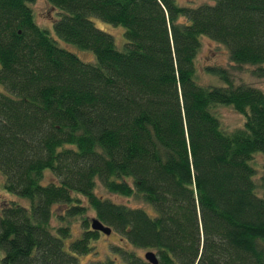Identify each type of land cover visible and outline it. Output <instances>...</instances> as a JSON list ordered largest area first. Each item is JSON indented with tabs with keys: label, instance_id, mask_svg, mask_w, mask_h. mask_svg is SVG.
I'll return each mask as SVG.
<instances>
[{
	"label": "trees",
	"instance_id": "16d2710c",
	"mask_svg": "<svg viewBox=\"0 0 264 264\" xmlns=\"http://www.w3.org/2000/svg\"><path fill=\"white\" fill-rule=\"evenodd\" d=\"M30 1L0 0V264H81L93 217L120 237L91 264H264V88L231 70L264 76V0H47L53 29ZM204 36L223 85L198 81Z\"/></svg>",
	"mask_w": 264,
	"mask_h": 264
},
{
	"label": "rangeland",
	"instance_id": "374dc122",
	"mask_svg": "<svg viewBox=\"0 0 264 264\" xmlns=\"http://www.w3.org/2000/svg\"><path fill=\"white\" fill-rule=\"evenodd\" d=\"M180 4H187L196 6L202 2L210 0H177ZM30 3L33 6V9L36 13V19L41 25L49 26L53 29V17L59 13L58 9L50 8L47 0H31ZM96 23L99 27L107 30L115 37L116 44L119 48H123L126 42L125 36V26L116 25L111 22L104 21L102 19L96 18ZM70 48L76 49L73 45L66 44ZM80 54L84 58H93L91 52L80 51ZM229 53L225 46L218 44L212 38L204 36L202 39V47L198 56V66H199V78L198 81L203 84H216L223 85L225 84L218 76H212L205 69L206 64L218 63L225 66H228L230 63ZM256 68L254 65L243 64L241 66L235 65L232 70L234 73L235 79L238 81H247L248 83L264 88V76L257 75L253 73V69ZM217 110L222 118V123L226 127L233 128L240 125L243 121L245 115L238 112L234 107L229 105H220L217 107ZM255 161L259 164H262L264 161L263 154H257ZM99 192H103L111 197L120 200V201H132L136 204H142L141 201L136 200L135 198H127L120 196L118 194H111L107 192L103 186L99 183L97 186ZM6 197H14L12 194L2 190L0 191ZM146 207L150 210L151 206L149 203H145ZM153 208V206H152ZM90 214H94L90 212ZM93 217V215H92ZM55 223H58L56 220ZM74 229L78 232L80 226L78 223L74 225ZM79 234L73 233V237H78ZM120 235L113 233L111 236L106 235L105 233L101 235L100 238L94 241L96 246V251L92 253H85L79 255L81 264H91L94 260L105 259L108 256H111L112 253V244L113 241H118ZM147 249L137 248V252L144 255Z\"/></svg>",
	"mask_w": 264,
	"mask_h": 264
},
{
	"label": "water",
	"instance_id": "95a60500",
	"mask_svg": "<svg viewBox=\"0 0 264 264\" xmlns=\"http://www.w3.org/2000/svg\"><path fill=\"white\" fill-rule=\"evenodd\" d=\"M91 224H92V227L94 229H99V230L105 232L106 234H111L112 233V228L109 225H107L104 222H102L97 217H93L92 218ZM144 255L153 264H158L159 263L158 255H157V253L154 250L149 249V250H147L145 252Z\"/></svg>",
	"mask_w": 264,
	"mask_h": 264
}]
</instances>
